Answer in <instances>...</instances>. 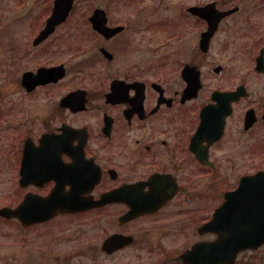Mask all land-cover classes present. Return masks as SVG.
<instances>
[{"label":"flooded vegetation","instance_id":"1","mask_svg":"<svg viewBox=\"0 0 264 264\" xmlns=\"http://www.w3.org/2000/svg\"><path fill=\"white\" fill-rule=\"evenodd\" d=\"M191 6L202 5H185L186 12ZM74 7L45 38L39 39L46 20L43 17L34 22L40 27L29 36L0 35L6 38L3 48L18 54L25 65L30 57L35 65L46 59L45 64L21 73L19 83L26 93L53 90L67 78L69 59L56 58L61 41L73 55L81 54L82 59L74 65L76 73L85 76L82 65L91 61L86 35L72 39L77 20L66 25ZM216 7L221 8L217 3ZM95 10L103 11L109 27L118 28L111 38L104 39L92 29L89 19ZM140 19L131 14L113 22L104 6H89L84 25L94 38L89 47L98 49L92 57L105 64L115 62V73L104 69L97 73L103 81L91 89L77 86L61 97L44 100L53 113L43 115L37 129L26 130L14 144V181H20L25 150L31 166L24 170L22 199L44 197L62 185V191H71L73 199L87 204L103 200L100 206L58 214L23 228L49 225L60 218L82 219L84 235L91 229L99 233V242L91 241L89 247L98 250L100 264H185L181 258L185 251L197 242L216 238L214 233L200 235L198 228L220 205L203 217L205 199L220 194L219 181H237L222 193L223 198L242 177L264 171V30L255 37L256 42L245 37L235 44L234 39L247 31L250 19L224 17L204 52L199 40L207 21L188 13L186 19L197 27L195 59L180 62L177 69V63L173 64L176 81L169 77L151 80V17ZM71 40L78 44L70 45ZM236 49L238 55L234 56ZM185 66L196 68L201 86L193 98L182 100L186 83L181 71ZM39 68H59L56 75L62 72L63 76L26 90L24 74H35ZM76 90L83 93L84 103L79 108L76 98H69L71 106L64 101L65 95ZM209 178L212 181H203ZM189 224L192 238H196L191 242ZM75 228L48 229L70 238ZM48 231L47 235L54 234Z\"/></svg>","mask_w":264,"mask_h":264},{"label":"rangeland","instance_id":"2","mask_svg":"<svg viewBox=\"0 0 264 264\" xmlns=\"http://www.w3.org/2000/svg\"><path fill=\"white\" fill-rule=\"evenodd\" d=\"M211 1H215L221 8L238 6L240 10L234 13L232 18L250 19L247 31L234 39L235 44L245 37L249 41L256 42L255 37L263 34L264 0H78L71 15L72 20L68 21L66 25L69 26L77 20L72 39L81 40L77 34H84V36L86 35L84 41L91 47L93 44L91 41L94 38L88 35L90 31L84 25L90 5L104 6L112 14L113 22L131 14L141 17V19L151 17V80L169 77L171 81H176L172 71L173 64L177 63V66L175 65V69H177L181 65L180 62L193 61L197 42V27L192 26L186 19L188 13L184 6H189L191 3L204 5ZM51 2L52 0H0V28L4 29L0 31V35H16V39H21L22 34V36L31 35L36 30L35 28L40 27L39 23L34 24V22L42 17L46 18L49 11L48 5H51ZM80 19L82 20L79 22ZM65 32L60 31L59 33ZM3 39L6 38L0 37V208L3 206L13 207L22 199V189H20L18 181H14L16 176L13 169L16 151L14 144L19 141L21 135H26V130L37 129L44 118L43 115L53 113L51 112L52 106L44 100L61 97L77 86L91 89L96 83L103 81L101 76H97L98 72L105 69L104 72L115 73L116 65L115 62L105 64L100 60H95L92 56L98 49L88 46V57L90 56L91 61L88 65L87 63L82 65L81 70L84 69L85 73V76L82 77L81 74L76 73L74 65L82 59L81 54L73 55L71 53L73 51L63 48L61 41L60 53L56 58L62 61L69 59L70 68L67 78L53 90L26 93L19 83L21 73L25 68L45 64L46 59H41L35 65V62L30 61V57L28 65H25L18 54H10L3 48V45L6 44ZM246 42L248 43V41ZM69 44H78V41L71 40ZM236 55H238L237 49L234 56ZM237 62L235 65H238ZM207 176L211 175L207 174ZM203 181L212 180L209 178ZM236 182L219 181L220 194L213 199H205L203 217H208L213 209L221 204L222 193L231 189L233 183ZM80 223H83L82 219L68 217L57 219L49 225L41 227L23 228L15 220L0 218V264L102 263V257L98 250L89 247L91 241L99 242V233L96 229H91L90 233L84 235L86 227ZM74 225L76 228L72 230L70 238L59 235L58 230L48 229L54 227L63 231L74 228ZM48 230L54 234L47 235L45 232H49ZM192 231V226L189 224V242L196 239L192 238L194 234ZM79 244L83 248H80ZM235 264H264V245L254 251L241 252L237 256Z\"/></svg>","mask_w":264,"mask_h":264},{"label":"water","instance_id":"3","mask_svg":"<svg viewBox=\"0 0 264 264\" xmlns=\"http://www.w3.org/2000/svg\"><path fill=\"white\" fill-rule=\"evenodd\" d=\"M74 0H55L51 16L46 23L44 34L51 32L56 25L62 22L69 14ZM214 4L201 8H193L191 11L208 22L207 32L202 34L200 46L207 49L208 40L212 36L220 18L225 17L236 10H215ZM93 28L97 32L108 37L115 33L116 29L105 26V18L102 10H96L91 18ZM42 38V37H41ZM110 58L109 54L102 51ZM55 71V70H54ZM53 70H40L36 75L41 79L52 75ZM182 77L187 82L183 92V98L195 96L199 85V73L194 68H185ZM29 74L24 75L23 84L28 89L38 82L29 81ZM55 79V78H54ZM70 99L76 98V106L84 102L83 93L73 92L64 97V101L71 106ZM66 104V103H65ZM21 181L23 180L25 167L31 166L24 150L21 162ZM39 182V181H37ZM103 200L94 204H87L83 200L73 199L71 194L62 191L61 186H56L46 197L28 195L15 208L3 207L0 209V217L5 219L16 218L23 226L46 221L57 213H72L85 210L88 207L100 206ZM200 234L213 232L217 238L213 241H204L195 244L190 250L182 255L187 264H234L235 258L240 251L254 250L264 244V172H258L251 177H245L239 182V187L225 195L224 202L215 210L210 221L202 225Z\"/></svg>","mask_w":264,"mask_h":264}]
</instances>
